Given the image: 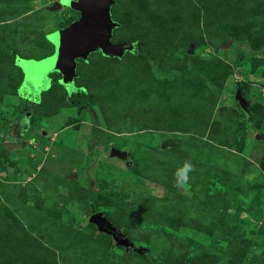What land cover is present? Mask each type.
Wrapping results in <instances>:
<instances>
[{"label": "rangeland", "instance_id": "obj_1", "mask_svg": "<svg viewBox=\"0 0 264 264\" xmlns=\"http://www.w3.org/2000/svg\"><path fill=\"white\" fill-rule=\"evenodd\" d=\"M57 2L0 0V264H264V0H116L134 51L78 61L83 108L17 66L78 18Z\"/></svg>", "mask_w": 264, "mask_h": 264}, {"label": "water", "instance_id": "obj_2", "mask_svg": "<svg viewBox=\"0 0 264 264\" xmlns=\"http://www.w3.org/2000/svg\"><path fill=\"white\" fill-rule=\"evenodd\" d=\"M59 0L53 7L61 8ZM72 2V10L78 13V18L68 24L66 27L55 31L49 35L53 41V53L50 56L38 60H23L20 64L22 72L30 71L35 64L52 61L51 70L59 74V83L66 90L73 85L76 78L77 60L86 61L87 57L99 52L101 56L107 58L120 59L126 52L134 51V41H127L114 44L112 43L113 29L118 27V23L112 20L111 8L115 0H69ZM39 73V72H38ZM235 98L240 104L242 99L236 93ZM109 155H115L125 159V153L110 149ZM92 223L96 229L112 237L116 244H121L126 249L133 244L124 237L100 212H95L84 222ZM139 252V250H137ZM141 252V251H140Z\"/></svg>", "mask_w": 264, "mask_h": 264}, {"label": "trees", "instance_id": "obj_3", "mask_svg": "<svg viewBox=\"0 0 264 264\" xmlns=\"http://www.w3.org/2000/svg\"><path fill=\"white\" fill-rule=\"evenodd\" d=\"M52 53H53V50L51 52H49L48 54H45L44 56H42L40 58H37V59L35 57H26V58H20V59H22V61L23 60H31V59L38 60V59L44 58V57H46V56H48V55H50ZM137 55H139V57H143V58L144 57L153 58L154 52L152 50H148L146 46L140 44L139 45V51H138V54ZM14 63H15V61H14ZM17 66L20 67V65H17ZM20 70L22 71V69H20ZM221 70H222V68L221 69H213L211 71H206V72H204V75H206L207 78H210L211 79L215 75V73L220 72ZM189 74H190V72L189 73L185 72L184 74L177 76L176 79L178 81L182 82L184 79L192 78L191 75H189ZM24 77H25V74H24ZM24 77L21 80V85L24 83ZM210 83H211V85L213 86L214 89H217V87H216V85L214 84L213 81H211ZM77 102H78L77 108L78 107L79 108L80 107H89L92 104L91 99H90V96L88 94H85V92H80V97L75 101V103H77ZM90 212L92 214L95 213V211L93 210L92 207L90 208ZM128 250L136 251V252H137V250H139L141 252L142 251L144 252V249H142V248L141 249H137V247H135L134 245L132 247H128Z\"/></svg>", "mask_w": 264, "mask_h": 264}, {"label": "flooded vegetation", "instance_id": "obj_4", "mask_svg": "<svg viewBox=\"0 0 264 264\" xmlns=\"http://www.w3.org/2000/svg\"><path fill=\"white\" fill-rule=\"evenodd\" d=\"M116 1V0H115ZM113 7V6H112ZM71 10V9H70ZM113 36V35H112ZM111 41H112V39H111ZM127 41H134V40H127ZM127 41H123V42H127ZM113 43V42H112ZM121 43V42H120ZM114 44H117V43H114ZM139 43L137 44V51L135 52V54H138V51H139ZM127 54H132L131 52H126L124 55H123V57L125 56V55H127ZM51 55V54H50ZM139 56V55H138ZM116 59V58H115ZM78 61L79 60H77V63H78ZM77 66V65H76ZM76 72H77V70H76ZM54 78V79H53ZM50 79L52 80V82L53 81H55L54 82V84L53 85H57V83H59L58 82V80H59V74H57V73H53V74H51V77H50ZM60 84V83H59ZM73 86H74V88L72 89L73 90V92H71V91H67L66 90V88L65 87H63L62 85H60V87H61V89L64 91V93H65V96L68 98V99H70L72 96H74L75 95V99L77 100L79 97H80V92H85L84 90H83V88L82 87H78L77 85H76V78L74 79V83H73ZM45 92V91H44ZM47 92V91H46ZM85 94H86V92H85ZM74 104H76L75 105V107L77 108V106H78V102L77 103H74ZM74 104H73V106H74ZM79 108V107H78ZM81 108V107H80ZM83 108V107H82Z\"/></svg>", "mask_w": 264, "mask_h": 264}, {"label": "clouds", "instance_id": "obj_5", "mask_svg": "<svg viewBox=\"0 0 264 264\" xmlns=\"http://www.w3.org/2000/svg\"><path fill=\"white\" fill-rule=\"evenodd\" d=\"M62 8V7H61ZM50 56V55H49ZM53 73H55V72H53ZM23 74V76H24V73H22ZM58 74V73H57ZM77 75V74H76ZM54 79V78H53ZM51 80V79H50ZM54 82L55 81H53L51 84H50V86H52L53 84H54ZM59 82V81H58ZM185 167L186 168H188V169H190L191 168V165L190 164H188V165H185Z\"/></svg>", "mask_w": 264, "mask_h": 264}, {"label": "crops", "instance_id": "obj_6", "mask_svg": "<svg viewBox=\"0 0 264 264\" xmlns=\"http://www.w3.org/2000/svg\"><path fill=\"white\" fill-rule=\"evenodd\" d=\"M60 9H62V10H64V11H68L70 14L71 13H73V14H75V13H77V12H75V11H73V10H67V9H65L64 7H62V8H60ZM78 14V13H77ZM48 89V88H47Z\"/></svg>", "mask_w": 264, "mask_h": 264}]
</instances>
